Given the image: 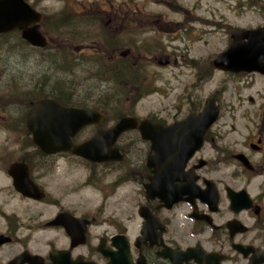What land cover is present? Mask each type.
I'll return each instance as SVG.
<instances>
[{"label": "rangeland", "instance_id": "rangeland-1", "mask_svg": "<svg viewBox=\"0 0 264 264\" xmlns=\"http://www.w3.org/2000/svg\"><path fill=\"white\" fill-rule=\"evenodd\" d=\"M50 3L57 8L50 19L52 50L27 48L21 51L19 63H14L12 53L0 48V202L6 201L21 218H26L24 213H34L38 221L54 214L53 206L19 199L6 167L21 156L37 155L22 118L28 101L49 95L58 81L72 90L75 103L105 111L109 121L123 114L180 117L190 107H201L204 98L211 95L220 107L216 123L224 128L229 123H242L245 110L252 111L246 95L259 104L257 93L263 89L260 77L254 76L249 83L252 86L245 90L243 78L215 70L210 62L228 46L234 28L264 24V0ZM163 55H169L168 65L158 64ZM133 73L137 75L136 84L129 79ZM122 78L124 81H119ZM254 119L248 115L246 122ZM91 131L84 130L78 139ZM237 133L240 131L226 137L236 138ZM125 139L130 141L125 160L115 169H90L88 186L82 180L84 166L70 163L72 158L67 153L65 162L44 168L46 176L42 180L51 196L78 211L87 207L97 220L133 217L141 194L132 185L116 187L114 180L118 175H130L133 158L144 147L136 142L134 134ZM28 229L39 240L56 237L55 231L44 233L36 224Z\"/></svg>", "mask_w": 264, "mask_h": 264}, {"label": "flooded vegetation", "instance_id": "flooded-vegetation-1", "mask_svg": "<svg viewBox=\"0 0 264 264\" xmlns=\"http://www.w3.org/2000/svg\"><path fill=\"white\" fill-rule=\"evenodd\" d=\"M12 1L15 4L22 1L33 10V14L27 21H19L21 28L15 26L0 32V48L12 53L14 63H19L21 51L27 48L52 50L54 45L49 42L52 31L50 19L57 11L50 3L53 0ZM5 2L8 1L0 0V7ZM35 25H39L46 38L44 47L33 46L22 37L24 29L30 31ZM223 72L243 78L245 90L252 86L249 83L254 76L260 77L263 89L257 93L259 104L255 105V98L246 95L252 111L245 110L242 123H229L224 128L216 122L210 125L203 135L201 147L185 162L180 172L181 179L174 182L186 192L170 205H165L166 201L158 195L170 190L163 186L167 181L155 178L154 169L161 166L146 164V158L154 153L151 143L142 140L136 129L122 133L114 144L124 150L122 161L90 163L69 154L72 158L70 163L84 166L82 180L88 186L89 170L102 166H114L115 169L125 160L126 147L130 143L126 136H136V142H140L144 149L133 158L130 175H118L114 180L116 187L132 185L141 194L140 203L131 218L97 220L87 207L78 211L51 196L42 180L46 176L43 169L56 167L58 161L65 162L64 153L19 157L17 160L28 165L29 178L44 196L40 200L29 199L17 193L11 185L14 194L21 200L53 206L55 210L50 218L37 221L34 213H24L26 218H21L6 201L0 202V264H107L109 258L101 248L116 251L111 240L123 237L129 239L134 262L141 252L146 264H264V74L256 71ZM200 109L199 106L190 107L180 117L172 119L152 115L145 118L166 126L182 119L188 112L197 113ZM102 114L103 127H110L113 123L107 121L105 113ZM248 115L255 119L246 122ZM85 128L92 131L86 138L75 139V144L93 135L97 124ZM237 130L240 133L236 134V138L226 137L227 133L235 134ZM34 224L38 226L37 230L44 233L55 231L56 237L33 238L34 234L28 228ZM166 251L170 254L167 257L163 255ZM179 251H188V259H181L177 254Z\"/></svg>", "mask_w": 264, "mask_h": 264}, {"label": "water", "instance_id": "water-1", "mask_svg": "<svg viewBox=\"0 0 264 264\" xmlns=\"http://www.w3.org/2000/svg\"><path fill=\"white\" fill-rule=\"evenodd\" d=\"M7 1L0 7V31L9 29L13 25L21 27L18 22L31 14L19 3L15 4L12 0ZM34 30H23L22 36L33 45L43 46L44 36L38 27ZM167 63L166 56L158 59L160 65ZM212 65L224 71H258L264 74V26L254 29H234L231 32L230 44L212 60ZM216 115L217 107L213 98L209 97L205 99V105L199 114L191 113L170 127L152 124L147 119L138 122L134 117H123L106 131L101 128L97 129L93 137L79 145L73 144V135L84 125L102 121L99 113L88 109L64 107L55 100L40 99L30 104L25 118L32 141L46 154L70 150L90 161L120 159L121 150L112 149L110 146L119 133L126 129L137 128L142 138L151 140L154 150L153 159L155 156L156 160L162 161L168 155H172L173 170H177L178 165L182 166L193 151L200 146L202 134L214 121ZM173 132L182 133L183 138L180 139L183 141L179 143L172 137L168 140V133ZM167 160L168 158H165L164 163ZM8 174L12 177L14 188L22 195L34 199L42 196L41 190L29 179L28 167L25 163H12L8 168ZM128 252V245L125 244L121 251V259L116 264H132ZM119 258L120 256L117 255L116 260ZM137 264L145 263L139 261Z\"/></svg>", "mask_w": 264, "mask_h": 264}, {"label": "trees", "instance_id": "trees-1", "mask_svg": "<svg viewBox=\"0 0 264 264\" xmlns=\"http://www.w3.org/2000/svg\"><path fill=\"white\" fill-rule=\"evenodd\" d=\"M69 26V25H68ZM65 27L67 28V26L65 25ZM115 75H118L117 73ZM126 78V77H125ZM129 79L131 81L132 84H136V80H137V75L135 73H133L132 75L129 76ZM119 81H124V79H120ZM39 87H37V91H39L38 89ZM42 90V89H41ZM52 88L49 90L51 91ZM42 92V91H39ZM68 92V93H67ZM54 98H56L58 101H60L63 104H67V105H75V106H85V105H80L78 103H75L76 100L73 97L72 94V90L68 87H63L61 81L56 82V87L54 88L53 91L50 92ZM75 101V102H74ZM87 106V105H86ZM93 108L97 109L96 107L92 106ZM24 119L22 118V123L24 124ZM27 131V130H26ZM27 135L29 136V133L27 132ZM30 139V137H29ZM36 150V149H35ZM37 153V150H36Z\"/></svg>", "mask_w": 264, "mask_h": 264}]
</instances>
